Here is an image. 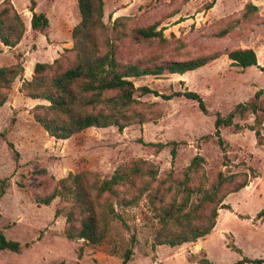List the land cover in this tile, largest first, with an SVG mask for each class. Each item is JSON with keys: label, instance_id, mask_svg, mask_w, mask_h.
<instances>
[{"label": "rangeland", "instance_id": "obj_1", "mask_svg": "<svg viewBox=\"0 0 264 264\" xmlns=\"http://www.w3.org/2000/svg\"><path fill=\"white\" fill-rule=\"evenodd\" d=\"M9 1L26 31L16 47L0 44V67L17 63L23 67L0 108V192L4 188L0 196V230L7 240L28 247L19 254L0 251V264H120V255L130 246L133 235L137 243L129 264H197L203 254L214 264H234L243 257L264 259V142L258 145L254 132L246 128L254 124V116L234 119L242 127L239 133L233 127L220 130L224 149L220 148L214 129L217 113L226 116L237 104L251 101L258 90H264V0H215L210 9L206 5L212 0H103L102 21L107 32L98 36V45L101 52L105 51L109 38L121 63L154 67L250 48L256 53L258 66L242 70L222 55L183 75L132 79L135 87L147 86L160 94L195 92L209 114L204 115L196 102L184 97L166 101L150 95L139 98L145 109L137 107L147 116L145 124L128 126L122 132L116 127L89 128L66 140L50 137L34 120L36 106H48L49 102L26 97L21 87L32 79L36 63L52 65L58 59L59 63L50 69L53 74L74 62L72 31L81 20L77 0H33L34 11L49 20L44 35L30 28L32 0ZM248 3L255 5L258 12L242 18ZM236 21L239 22L235 24ZM153 25L163 30L164 42L133 39L134 29ZM224 30L229 32L221 36ZM261 98L264 106V94ZM261 135L264 139V120ZM170 142L179 143L174 158L171 146L159 151L150 146ZM196 155L205 163L202 170L191 173L189 187L198 186L203 175L208 186L218 172L235 175L227 189L245 176L248 185L225 198L223 204L230 209L219 210L215 228L195 243L152 249V211L146 194L125 208L116 203V198H109L122 220L112 221V242L101 246L64 237L66 219L56 218L55 211L62 209L65 213L71 203L56 198L44 206L35 201V197L48 195L56 181L69 174L91 172L102 180L140 160L156 172L150 191L158 189L163 203H167ZM146 180V176L135 178L132 193L142 188ZM117 190L123 192L124 188ZM181 196L182 193L178 200ZM195 197L192 196L193 201ZM79 218L76 214L75 226ZM113 249L118 257L110 255Z\"/></svg>", "mask_w": 264, "mask_h": 264}, {"label": "trees", "instance_id": "obj_2", "mask_svg": "<svg viewBox=\"0 0 264 264\" xmlns=\"http://www.w3.org/2000/svg\"><path fill=\"white\" fill-rule=\"evenodd\" d=\"M214 3L215 0H212L206 8H212ZM77 4L81 20L72 31L74 62L65 70L53 74H50V69L59 63L58 59L54 60L52 65L36 63L32 79L24 81L21 87L26 97L49 102L48 106H36L33 117L50 137L57 140L69 139L89 128L116 127L122 132L128 126L143 125L148 119L145 112L137 109L138 106L145 109V103L139 98L150 95L166 101L174 97H184L196 102L204 115L209 114L204 101L195 92L184 90L170 95L160 94L147 86L135 87L132 79L165 74L183 75L217 60L222 55H226L234 66L242 70L258 66L256 53L250 48L235 49L227 53H215L185 61H171L154 67L121 63L116 57V47L109 38L105 41V51L101 52L98 45V36L102 33L106 35L107 32L102 21L103 0H77ZM34 10L35 2L32 0L29 9L32 14L30 28L33 32L44 35L49 27V20L45 14ZM257 12L258 8L248 3L242 18H248ZM238 22L236 21L235 24ZM25 31L24 22L12 3L3 0L0 4V44L8 48L16 47ZM228 32L222 31L221 36ZM132 36L136 41L151 39L165 41L163 30H157L155 25L134 29ZM261 71H264V67H261ZM22 73L23 67L20 63L0 67V108L7 101L11 85ZM263 94L264 90H258L251 101L237 104L226 116L216 114L214 129L221 149H224V145L220 138V130L233 127L234 132L239 133L242 127L235 124L234 119L243 118L247 114L254 116V124L247 125L246 128L254 132L258 145L263 144L264 139L261 135L264 120L261 98ZM178 145L177 142L150 144L156 147L157 151L171 146L172 158L175 157ZM9 146L13 149L11 144ZM204 163L205 160L201 156L193 157L183 173V180L175 187L176 194L167 203H163L158 189L154 192L150 191L156 172L150 164L140 160L116 170L113 175L102 180L91 172L69 174L56 181L48 195L35 197V201L38 205L44 206H49L56 198L71 203V208L65 213L62 209L55 211L56 218L64 216L66 219L64 237L69 241L82 240L91 246H101L112 242L109 235L112 221L122 220L121 215L114 210L113 204L108 202L109 198H116V203L125 208L136 204L139 198L146 194L152 211L150 225L153 233L152 249L157 246L174 248L186 243H195L208 236L216 226L218 211L230 209L228 205L223 204L225 198L248 185L245 176L235 186L227 189V186L233 183L235 175L225 176L222 172H218L215 180L208 186L203 175V181L198 186L189 187L191 173L202 170ZM143 176H146L147 180L143 183V187L133 194L135 178H143ZM118 187L124 188V191L119 192ZM181 193L182 196L178 200ZM3 194L2 187L0 196ZM128 194L131 196L126 197ZM120 195L122 197H119ZM193 195L196 196L194 201ZM156 201L159 204H156ZM76 214L80 216L78 226H75ZM136 243V237L133 235L130 246L120 255V264H129L133 260ZM27 247V244L21 245L19 242L7 240L0 230V251L8 250L19 254ZM79 251L78 259L81 258L82 249L80 248ZM110 255L119 256L115 249ZM197 263L214 264L204 254ZM234 264H264V259L243 257Z\"/></svg>", "mask_w": 264, "mask_h": 264}, {"label": "crops", "instance_id": "obj_3", "mask_svg": "<svg viewBox=\"0 0 264 264\" xmlns=\"http://www.w3.org/2000/svg\"><path fill=\"white\" fill-rule=\"evenodd\" d=\"M198 264V263H197Z\"/></svg>", "mask_w": 264, "mask_h": 264}]
</instances>
